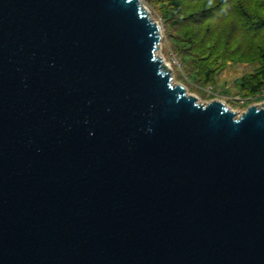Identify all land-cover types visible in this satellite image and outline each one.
<instances>
[{
    "label": "water",
    "instance_id": "obj_1",
    "mask_svg": "<svg viewBox=\"0 0 264 264\" xmlns=\"http://www.w3.org/2000/svg\"><path fill=\"white\" fill-rule=\"evenodd\" d=\"M160 40L140 0H0V264H264V103Z\"/></svg>",
    "mask_w": 264,
    "mask_h": 264
},
{
    "label": "trees",
    "instance_id": "obj_2",
    "mask_svg": "<svg viewBox=\"0 0 264 264\" xmlns=\"http://www.w3.org/2000/svg\"><path fill=\"white\" fill-rule=\"evenodd\" d=\"M157 3L160 8L163 6L165 22L191 79L203 86L215 84V73L220 68L217 62L248 61L258 67L242 78L238 87L244 96L254 97L264 90V0H157ZM233 45H237L235 49ZM210 58L214 61L205 64L203 70L194 64L196 60Z\"/></svg>",
    "mask_w": 264,
    "mask_h": 264
},
{
    "label": "rangeland",
    "instance_id": "obj_3",
    "mask_svg": "<svg viewBox=\"0 0 264 264\" xmlns=\"http://www.w3.org/2000/svg\"><path fill=\"white\" fill-rule=\"evenodd\" d=\"M140 1L148 10L151 18L159 25L161 40L156 54L162 58L171 69L173 84L184 86L188 93L197 97L198 101L202 104H208L215 100L221 101L232 111L237 113L238 116L245 112L248 107L264 103V97H260V93L254 97L244 96L242 90L238 87L242 78L256 71L258 67L256 63L253 64L248 61H228L223 64V62H217V66L220 68L215 73V84L207 86H203L198 81L191 79L184 68L185 63L178 53L179 48L175 44L171 29L165 22L164 15L162 14L163 6L161 5L160 8L157 0ZM239 43L243 44L242 40H240ZM236 46L237 45H233L232 49H235ZM239 55L241 56L242 54ZM213 61L214 59L212 58L206 61L196 60L194 64L201 68L200 70H203L205 64H211Z\"/></svg>",
    "mask_w": 264,
    "mask_h": 264
},
{
    "label": "built area",
    "instance_id": "obj_4",
    "mask_svg": "<svg viewBox=\"0 0 264 264\" xmlns=\"http://www.w3.org/2000/svg\"><path fill=\"white\" fill-rule=\"evenodd\" d=\"M259 96H260V97H261V96L264 97V91H263V90L260 92Z\"/></svg>",
    "mask_w": 264,
    "mask_h": 264
}]
</instances>
